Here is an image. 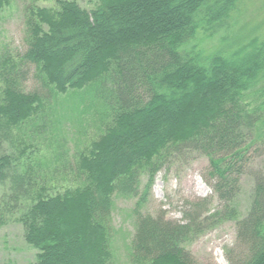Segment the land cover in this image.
Masks as SVG:
<instances>
[{"label": "trees", "instance_id": "obj_1", "mask_svg": "<svg viewBox=\"0 0 264 264\" xmlns=\"http://www.w3.org/2000/svg\"><path fill=\"white\" fill-rule=\"evenodd\" d=\"M242 1L96 0L87 10L27 0L23 51L0 53V227L21 225L34 264H112L113 197H136L142 176L129 264H193L192 239L226 220L236 229L228 263L264 264V167L247 171L264 142V32L208 55L193 45L228 28ZM65 95H82L80 113L95 115L88 128L99 131L73 160L44 164L35 140ZM183 152L207 159L203 179L220 208L193 203L182 223L142 214L155 174ZM246 174L253 188L241 216Z\"/></svg>", "mask_w": 264, "mask_h": 264}, {"label": "rangeland", "instance_id": "obj_2", "mask_svg": "<svg viewBox=\"0 0 264 264\" xmlns=\"http://www.w3.org/2000/svg\"><path fill=\"white\" fill-rule=\"evenodd\" d=\"M95 2L96 0H77L78 5L87 10L92 9ZM26 4L27 0H13L10 7L0 11V53L4 50L10 54L23 51L22 18ZM38 5L50 7L52 3L42 2ZM234 19L228 28L216 31L212 38L200 35L193 45L196 44L199 50L208 55L219 48L223 49V52L226 51L227 45L233 41L250 36L260 38L264 32V0H243ZM33 88L34 83L29 80L25 84L26 92H31ZM80 96L82 95L59 96L54 101L49 127L35 140L38 146L36 156L44 164H54L60 160L59 157L71 161L75 153L96 138L99 129L96 130L93 124L88 128L95 115L93 117L91 113L85 117L81 115ZM81 122L83 128L80 127ZM56 156L58 159L54 161ZM248 160V172L264 167V142L251 149ZM207 162L205 157L193 152H183L182 155L170 157L154 176L141 210L142 214L156 216L162 213L167 220L182 223L183 213L189 206L202 200L208 201L210 214L216 212L220 208V203L203 179ZM146 181L147 176L140 178L136 197L117 195L113 197L112 264H129L128 255L134 234L133 209ZM252 188L253 182L249 174L244 175L235 201L236 209L241 216L245 215L249 207ZM5 192L6 187L0 186V196ZM235 242V222L226 220L214 227H205L201 234L192 239L187 249L192 256L193 264H229L227 254L234 248ZM35 255L36 251L24 242L20 224L9 221L0 227V264H34Z\"/></svg>", "mask_w": 264, "mask_h": 264}]
</instances>
